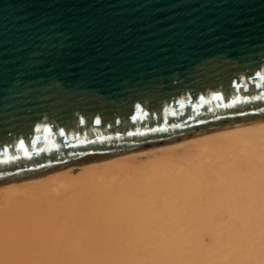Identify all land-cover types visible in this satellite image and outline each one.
I'll list each match as a JSON object with an SVG mask.
<instances>
[{
    "label": "water",
    "instance_id": "water-1",
    "mask_svg": "<svg viewBox=\"0 0 264 264\" xmlns=\"http://www.w3.org/2000/svg\"><path fill=\"white\" fill-rule=\"evenodd\" d=\"M264 120V0H0V185Z\"/></svg>",
    "mask_w": 264,
    "mask_h": 264
},
{
    "label": "bare ground",
    "instance_id": "bare-ground-1",
    "mask_svg": "<svg viewBox=\"0 0 264 264\" xmlns=\"http://www.w3.org/2000/svg\"><path fill=\"white\" fill-rule=\"evenodd\" d=\"M145 149L0 185V264H264V120Z\"/></svg>",
    "mask_w": 264,
    "mask_h": 264
},
{
    "label": "rangeland",
    "instance_id": "rangeland-1",
    "mask_svg": "<svg viewBox=\"0 0 264 264\" xmlns=\"http://www.w3.org/2000/svg\"><path fill=\"white\" fill-rule=\"evenodd\" d=\"M155 149H153L152 151H154ZM152 151H148L146 149H142L141 151H138L137 152V158L135 159V161L137 162H141V161H146L148 160L149 158H151L152 156L150 155L152 153ZM155 152H159V151H155ZM159 154V153H157ZM82 171V169L76 167L74 169H72L71 173H70V176H78L80 174V172Z\"/></svg>",
    "mask_w": 264,
    "mask_h": 264
}]
</instances>
